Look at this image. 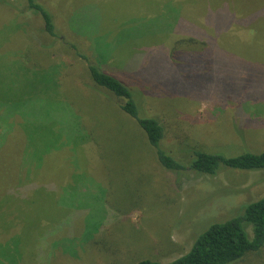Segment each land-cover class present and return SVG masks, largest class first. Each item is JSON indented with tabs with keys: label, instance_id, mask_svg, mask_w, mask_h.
I'll use <instances>...</instances> for the list:
<instances>
[{
	"label": "rangeland",
	"instance_id": "rangeland-1",
	"mask_svg": "<svg viewBox=\"0 0 264 264\" xmlns=\"http://www.w3.org/2000/svg\"><path fill=\"white\" fill-rule=\"evenodd\" d=\"M7 1L13 8L0 5V101L8 105V102L11 104L18 100L31 99L35 103L30 106L31 102H27V112L18 111L12 119H9L11 115L7 111L4 119L0 121V132L9 128L8 119L15 121L7 139L0 140V164L4 161L5 166L12 161L18 163L16 175V170L9 172L0 169V189H3L0 191V198L4 197L0 199V208L7 211L0 218V241L5 242L18 236L21 238L25 258L19 264H33L34 244L39 240V235L47 231L50 233L46 237L47 244L43 246V256L38 264H134L147 258L160 264H169L185 254L193 238L211 223L231 218L236 211L241 210L239 207L246 206L264 195V170L251 172L223 169L214 177H200L193 173L182 175L164 171L154 160L147 162L140 157L138 162L130 160V164L126 166L130 169V176L116 175L114 179L107 178L101 164L96 162V151L90 142L83 141L73 145L72 139H69L71 144H65L66 135L62 133L66 130L64 127L77 126V122L71 119L70 112L62 110L55 115L54 105L52 107L50 104H39L41 98L45 102L55 95L49 91L47 95L41 92L36 95L37 92L28 85L36 74L34 67L46 66L50 70L53 62L47 61L46 57H52L53 61L54 58L41 47L40 40L44 39V43L48 44L49 39L39 34L42 25L38 15L21 10L25 6L24 0ZM37 1L45 4L54 13L57 31L68 40L82 45V53L92 63L117 76L121 81L130 82L138 97L140 96L141 114L156 117L163 125L165 133L162 144L169 154L187 160L189 158H186V152L182 151L185 147H198L226 157L264 150V127L261 126L264 122V47L249 52L240 46H232L235 49L230 50V45L225 44L219 51H214V55H210L211 51L208 50L200 53L197 51L200 50L199 44L195 42H206L205 38H190L192 35L189 33L180 34L178 37L174 35L182 14L188 15V21H194L190 20L193 18L192 7L185 10L186 4H183L184 8L181 10V0H156L163 5L159 11L161 13L150 17L147 13L148 2L153 0ZM246 1L250 5L264 4V0ZM133 12L134 20L130 18ZM149 31H155L154 40L141 38ZM133 38L150 43L148 45L136 41L132 45ZM175 41L182 42L179 49L183 52L198 55L199 64L189 69L191 74L200 71L201 63L212 57L217 58L214 66L209 67L216 73L210 76L217 78L210 98L202 94L198 96L194 90H190L192 95L182 97L175 93L168 97L162 91L156 94L151 88L141 89L131 82L133 80L137 84L143 83L148 75L144 70L139 77L134 78V73L130 71V61L144 58L147 53L150 55L164 45L170 49ZM95 44L97 45L94 46ZM62 49L57 47L62 54L58 63L63 70L68 68V74L79 73L80 79L77 80L87 82L86 64L81 57L73 51H60ZM26 51L29 53L28 58ZM145 64L144 61L140 62L141 70ZM179 72L181 75L186 73L185 70ZM218 74L229 77L233 82L224 81ZM26 75L28 76L23 80ZM205 77L208 79V73ZM262 83L263 86L260 85ZM250 85L255 88H248ZM226 97L227 100L224 101ZM120 103L117 99L111 102L115 112L120 113ZM50 112L53 113L52 119L48 115ZM32 114H43L50 120L35 121L33 126L26 120L24 123L23 117L31 115V118ZM120 116V120L128 122L127 117L121 113ZM21 121L28 132L31 133V129L34 131L32 138L37 139V153L56 144L58 148L52 151V160L57 162L51 164L52 167L56 166V173L45 175L41 163L37 164L28 156L32 152L27 145ZM58 121L63 122L59 124ZM248 123L252 124L251 128ZM76 132L79 136L82 135L80 130L76 129ZM132 132L139 137L137 129L130 122V133ZM55 134L59 138L54 142L51 136ZM130 137L133 142V137ZM33 153L37 155L34 150ZM65 159V164L59 163ZM60 168L61 172L57 173ZM92 179L101 182L107 192L103 194L100 185H94ZM30 181L38 184H58L61 189L54 193L63 199L58 198V202L46 201L42 192L37 194L29 190L22 191L19 197L30 195L29 199H34L33 205L26 206L23 203L26 198H23L20 202V209L23 210L18 212L21 222L18 223L17 220L9 230H5L1 223L12 206V200H8L12 198L6 191H13L16 196L21 192L16 187L24 186ZM49 195L55 196L51 193ZM107 195L114 208V218L105 230L108 238L99 236L92 243L83 245L78 250L76 259L70 257L71 255L64 252L63 245L71 239V244L76 243L77 240L73 238H79L80 235L77 227L73 226L76 223L70 225L68 220L63 221L66 216L70 218L69 213L72 212V208L63 202L69 201L75 205V210L86 211L85 215L88 217L84 219L85 233H90L98 226H103L105 215L110 214L105 197ZM35 218L39 220V227L27 229L32 221L36 222ZM62 221L64 227L58 226ZM129 229L131 240L129 245H124L123 242L129 241ZM245 229L251 237L250 226L246 225ZM49 254H52L50 261ZM1 262L8 264L5 260ZM239 264H264V250L247 255Z\"/></svg>",
	"mask_w": 264,
	"mask_h": 264
},
{
	"label": "trees",
	"instance_id": "trees-1",
	"mask_svg": "<svg viewBox=\"0 0 264 264\" xmlns=\"http://www.w3.org/2000/svg\"><path fill=\"white\" fill-rule=\"evenodd\" d=\"M24 2L25 6H23L21 10L31 11L37 14L41 19L42 27L39 30V34L49 39L48 44L44 43V39L43 41L40 40L42 44L41 47L46 49V54L52 55L54 58L53 61L52 57L47 59V57L43 55L44 58L46 57L47 61L53 62L54 68L52 67V69L48 70L49 67L46 66L34 67L36 68V74L33 75V79L28 85L32 87L33 91L37 92L36 95H39L40 92L47 95V91L55 95L52 99L46 98L48 101L46 100L45 102H43V98H41V102L39 103L50 104L51 106L54 105L55 108H53V110L55 115L62 110H68L70 112V117L77 122V126L73 127L70 125L64 127L66 130L62 133L66 135L65 144H71L69 139H72L73 145L83 141L90 142L92 148L96 151V162L97 164H101V168L104 169L107 178L114 179L116 175L122 177L130 176V169L126 166L130 164V160L138 162L140 157L143 161L147 162L148 160H154L153 162H156L164 171L174 174L181 173L182 175L185 173H193L200 177L203 175L214 177L223 169L251 172L264 170V150L259 153L245 152L237 156L226 157L221 153L206 152L198 147H185L182 148V151L186 152V158H189L187 159L188 161L185 160V158H176L174 155L169 154L170 152L167 151L162 144L165 133L163 125L158 118L141 114L140 96L138 97V94L134 91L130 82H123L118 79L117 76L107 73V71H104L99 65L92 63L88 59V56L82 53L84 52L82 45L80 46L61 35L55 26L56 20L54 13L45 4L37 0H24ZM148 3V17L161 13L159 11L162 10L163 5L161 6L156 0ZM183 4H186L185 10L192 7L191 16H193V18H190V20H194L195 22L188 21V15L183 16L182 14L178 19L179 26L174 32V35L178 37L180 34L189 33L193 36H190V38H200V40L205 38L207 40L206 42H195L199 44L200 50L197 51H200V53L208 50L211 51L210 55H214V51H219L225 44L230 45V50L235 49L232 46H240V48L249 52H255L258 47H264V4L259 5L253 3L250 5L246 0H239L238 3L229 0H205V2L199 0H181V10ZM0 5L12 7L7 0H0ZM128 11L130 12V10ZM184 13H186V11H184ZM134 14L133 12L131 17L129 14L128 18L130 17L134 20ZM201 19H203V21H200ZM65 25L69 30V26L66 23ZM23 26L25 27V25ZM154 37L155 31H149L141 38H146V40L152 38L154 40ZM139 39L140 38L131 39L132 45L136 44V41L145 42L148 45L150 43V41L147 42L146 40L142 41ZM89 40L92 41V39ZM181 43V41H175L173 47L170 49L164 45L150 55L147 53L143 56L144 58H140L139 60L136 58L130 61V71L134 73V78L139 77L144 70L148 75L143 83L137 84L133 80L131 82L141 89L145 87L151 88L150 90L156 94L162 91L168 97H172L175 93H177L176 96L182 97L185 95H192L190 90H194L195 94L198 96L202 94L204 97L210 98L212 87L217 83V78L210 76L216 73L209 67L214 66L215 61H218L217 58L212 57V59L210 58L208 61L201 63L200 71L196 74H191L189 69L199 64L197 63L198 55L196 53L191 55L190 53L180 50L179 44ZM96 45L97 44L94 46ZM57 47L63 48L60 51H73L78 57H81L80 59L86 64L85 74L88 78L87 82L84 83L77 80L80 79L79 73L69 72L68 74V68L63 70L62 66L58 63L62 54L59 53ZM25 53L27 54V51ZM153 54L155 55L153 56ZM28 55L29 53L26 56L27 58ZM143 61L146 64L141 70L140 62ZM180 70H185L186 73L181 75L179 72ZM40 71L42 74H39ZM207 73L208 79L205 77ZM27 76L28 75H26L23 80H25ZM218 76L223 77L224 81L233 82L229 80V77H225V75L218 74ZM152 77L158 78L153 79ZM87 78L85 77V79ZM160 84L161 86H158ZM224 84L227 83L224 82ZM253 84L255 86V83ZM260 85L263 86V83ZM248 88L255 87L250 85ZM85 91H88V93ZM58 97L60 98L58 99ZM114 99L121 101L119 110L121 114L128 118V122L126 120H120V113L115 112L113 109L114 107L111 105V102ZM226 100L227 97L224 101ZM18 101L11 104L8 102V105L0 101V121L4 119L7 111L10 112L8 115H11L9 119H12L16 116L18 111L19 113H23V111L27 112V102H31L30 106H34L35 104L31 99L27 101ZM6 107L8 108L7 110ZM32 115L33 117L31 118H29L31 115L29 117H23L24 123L26 120V122L28 121L31 126H33V122L35 121H49L52 119L51 116L53 113L50 112L48 114L49 118L51 117L50 119H46L43 114ZM9 119V128L0 132V140L4 138L6 140L11 127L13 128L14 126L15 121H10ZM61 122L63 121H58L59 124ZM130 122L137 129L139 137L133 132L130 133ZM21 123L24 126L27 145H29L32 152V154H28V156H31L37 164L40 165L41 163L46 171H43L45 175L49 176L50 172L56 173V166H51L52 163L57 162L52 160L54 154L52 151L58 148L56 144L54 143L41 153H37L36 148L38 146L35 144L37 139L32 138L34 137V131L31 129L32 135L26 130L25 124H23L22 121ZM55 123L58 124L57 122ZM250 125L252 126V124L248 123L249 128H251ZM261 126L264 127V122L261 123ZM76 129L81 131V136L78 135ZM60 132L58 133L60 134ZM73 134L75 135L73 136ZM130 135L133 137V142H131ZM51 137L54 142L59 138L57 134ZM67 141L69 142L67 143ZM33 150L37 155H34ZM5 163L4 161L0 164V169L9 172L16 170V175L18 163L12 161L8 166H5ZM59 163L65 164L66 159ZM61 170L60 168L57 173H60ZM88 175L91 176L89 173ZM92 181L95 183L94 185H100L103 194L105 191L107 192V190L102 187L101 182H96V180L93 179ZM47 184H38L34 183V181H30L24 186L16 187L21 191L20 194L16 196L12 193L13 191H6V194L12 198L8 199L12 200V206L6 218L4 216L5 220L3 218L1 227L5 228V230H9L14 223L16 224L17 220L18 223L21 222L18 217V212L23 210V208L20 209V202L23 198H26L23 201L26 206H28V204L33 205L34 199H29L30 195L19 197L22 191L25 192L29 190L37 194L42 192L44 194L42 196L46 198V201L56 200V202H58V198L63 199V197H57L54 193L61 189L58 184L49 183L48 187ZM1 190L3 189H0V191ZM49 193L55 196L52 197ZM105 197L110 209V214L105 215L103 226H98L90 233H85L84 219L88 217V215H85L86 211L75 210V205L71 204L69 201L63 202L72 208V212L69 213L70 218L66 216L63 221L68 220L70 225L76 223L77 225L73 224V226L77 227V233L80 235L79 238H73V240H77L76 243L71 244V239L67 241L68 243L63 245L64 252L71 255L70 257L73 256V258L76 259L79 253L78 250L81 249L83 245H88L95 241L97 237L102 236L108 238V234L105 230L108 223L114 218V208L108 200L109 195ZM1 198L4 199V197ZM239 208L241 210L236 211L231 218L225 221L211 223L202 233L193 238L192 244L185 254L174 259L169 264H239L245 260L247 255L262 252L264 250V195L256 201ZM5 212L7 211L0 208V218L6 214ZM31 218L34 219L33 217ZM63 221L61 224L59 222L58 226L64 227V225H62ZM246 225H249L251 228V237H249L246 232ZM38 227L39 220L36 219V222L32 221V225H29L27 229L33 230ZM49 233L50 232L47 231L40 234L39 240L34 244L35 253L33 264L40 263L44 251L43 246L47 244L46 237ZM112 233L116 234V232ZM24 234L27 233L25 232ZM128 238L129 241L123 242L124 245H129L130 243V229L128 230ZM23 251L24 248L21 245V238L19 236L18 238L14 237L5 242L0 241V264H2V260H5L8 264H19L25 258ZM51 255L52 254H49L48 261H50ZM134 264L160 263L147 258L141 259Z\"/></svg>",
	"mask_w": 264,
	"mask_h": 264
}]
</instances>
